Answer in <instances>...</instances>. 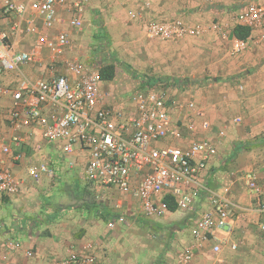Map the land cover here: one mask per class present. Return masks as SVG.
Segmentation results:
<instances>
[{"label":"built area","instance_id":"built-area-1","mask_svg":"<svg viewBox=\"0 0 264 264\" xmlns=\"http://www.w3.org/2000/svg\"><path fill=\"white\" fill-rule=\"evenodd\" d=\"M202 1L215 5L219 0ZM91 2L0 0V17L7 22L0 25V120L10 129L9 142L7 137L0 138L2 151L19 161L27 148L31 155L27 174L34 182L55 175V166L45 158L48 146L60 148L65 156L83 154L86 178L135 200L137 216L147 219L164 217L171 212L170 203L177 210L195 213L198 198L204 195L210 207L191 228L194 244L182 250L173 264H191L196 250L210 240H216L212 246L215 254H221L227 242L236 249L238 242L227 238L234 233L238 205L206 177L227 127H221L214 136L206 135L212 121L192 96L184 95L190 93L182 91L189 86L186 83L172 87L161 79H146L126 105L115 102L100 71L77 55L68 54L73 50L72 30L86 27ZM137 2L140 6L130 12V19L137 20L150 37L175 40L203 31L184 14L148 18L151 2ZM238 24L250 28V33L245 38H230V56L242 55L256 36L264 40V5L249 3L240 13ZM24 35L32 36L27 48L20 46ZM32 65H45L47 71L29 74L25 67ZM10 73L16 79L4 82L2 78ZM238 87L243 89L244 85ZM4 98H10L7 105L2 103ZM231 120L238 124L241 117ZM68 162L74 165L75 158H68ZM240 178L247 191L259 199L258 209L264 213V185L256 171H244ZM24 185L25 178L7 165L0 166V200L19 194ZM122 202L119 200L116 206L122 208ZM134 215L121 210L110 217L108 227L130 229L135 224ZM259 229L264 233V221ZM218 231L224 236H218ZM4 247L5 260L11 252H22L26 258L35 255L33 248L18 237L7 238ZM50 264L100 261L94 252L74 249Z\"/></svg>","mask_w":264,"mask_h":264},{"label":"rangeland","instance_id":"rangeland-1","mask_svg":"<svg viewBox=\"0 0 264 264\" xmlns=\"http://www.w3.org/2000/svg\"><path fill=\"white\" fill-rule=\"evenodd\" d=\"M137 1L92 0L86 27L81 31L72 30L71 34L74 40L72 51L90 68L100 70L102 66L115 64V77L110 81L105 80L115 102L126 105L135 88L146 79H161L174 86L188 84L182 91L189 90L190 93L184 95L192 96L207 112V106L211 102L215 104L216 109L226 107L232 93H229L230 87H235L236 93L244 90L245 87H238L241 80H235L236 77L242 76V71L235 73L236 76H226L225 61L228 56H224L228 53L230 38L223 37L226 44L217 43L212 29L217 23L214 15L202 14V22H194L203 28L198 36L161 40L148 36L137 20L130 19V12L140 6ZM149 1L151 8L146 13L148 18H170L173 16L171 11H177L180 5L176 0ZM250 1L252 0H236L230 3L231 5L223 6L235 20L239 19L240 13ZM217 111L218 117L212 122V126H217L212 130L215 133L226 120V115L220 116V110ZM219 121L222 125H219ZM54 148L51 151L53 153L48 151L45 154V158L55 166V175L34 186L29 206L24 213L38 224L37 235L45 247L41 256L37 257L39 253L35 252L32 260L37 257L39 264H49L52 259L65 256L83 243V226L97 220L109 230L110 235L102 238L105 254L108 255L109 251V264L173 262L174 255L177 257L180 253L173 240L174 235L181 230L177 225L170 228L166 220L153 221L151 218L137 216L139 209L135 200L122 196L116 190L96 186L86 178V159L83 154L65 156L61 149ZM72 157L75 158L74 165L68 162V158ZM8 200L6 197L0 204V223L3 224L0 228L3 239L0 241V247L7 238L12 237L11 234H6L11 226L8 220L11 209L3 203ZM119 200L123 201L122 208L116 206ZM121 210L136 213L134 227L112 232L113 229L107 226L109 219ZM192 214L185 213L177 220H184ZM190 225L187 224V229ZM8 256L10 260L17 259L12 253ZM239 258L242 259V256ZM225 264H264V261L256 250L247 262L233 259Z\"/></svg>","mask_w":264,"mask_h":264},{"label":"crops","instance_id":"crops-1","mask_svg":"<svg viewBox=\"0 0 264 264\" xmlns=\"http://www.w3.org/2000/svg\"><path fill=\"white\" fill-rule=\"evenodd\" d=\"M176 1L180 5L177 11H171L173 16L184 14L189 20H191L190 22L193 23L197 21L202 22V18H204L202 14L211 13L217 18L216 25L212 27L217 43L226 44L223 38L226 37V34L223 36L224 32L227 33V37L229 38L237 36L234 34L233 30L235 26L238 25V18L233 20L232 14L228 13L226 7L223 6L226 4L231 5L230 3L235 2L236 0H219L215 5L202 0L195 2H189L187 0ZM250 3L264 5V0H252ZM231 9L232 8H230V10ZM6 23V19L0 17V25L5 26ZM228 26L231 28H228ZM31 40L32 36L24 35L21 39L20 46L22 48L29 47ZM68 54L75 55V52L71 51ZM224 57L227 58L225 61L227 68L226 76L230 77L233 76V74L242 71V76L236 77L235 80H241L240 83L243 84L245 88L241 93H236L235 87H230L231 89H229V93L230 91L232 93H230L226 107H223V109H216L215 104H212V102L207 106V114L212 122H215V119L218 117L219 113L217 110H220V116L223 114L226 115V117L223 115L226 120L222 123L223 126L227 127V135L223 139L222 145L219 147L218 155L209 163L208 168L206 169V177L213 187L224 192L238 205L234 219V233L227 238L230 242L237 241L238 247L233 249L227 242L224 245L223 252L221 254H215L212 246L216 240L207 241L196 250L191 264H225L233 259L234 261H238L239 259L247 262L256 250L259 251L264 261V233L259 229V223L264 221V213L258 209L259 199L247 191L240 178L242 172L254 170L258 174L260 182L264 185V146H262L264 145V40H259L256 36V38L254 37L251 40L249 48L242 55L230 56L227 53ZM25 71L29 74L37 75L44 73L47 70L45 65H32L25 67ZM15 77V74L10 73L2 79L4 82L10 83L16 79ZM9 102L10 98H4L2 100V103L5 105ZM234 116H240L241 122L238 124L233 123L231 119ZM218 123L219 125H222L220 124L221 121ZM223 126H220V128ZM216 127L217 126H214L213 124L211 130H209L206 135L214 136L217 132H212V130H215ZM9 135L10 129L3 120H0V138L7 137L6 140L9 142ZM246 145L250 146V148L252 146L254 147L249 149L246 148ZM12 148L16 149L14 145ZM52 149H55L54 146H48L45 150V154H47L48 151H53ZM25 150H27V148H25ZM25 150L21 160L14 161L12 155L5 154L0 145V166L7 165L16 174L25 178L24 188L19 194L4 197H7L9 200L7 203L5 202L3 204L11 209V213L8 216L11 226L9 224L10 227L7 229L8 233L6 234L8 236L11 234L12 237L20 238L27 247H31L35 252H38L39 254L37 257H40L41 252H44L43 249H45V247L43 245L44 242H42L37 235L38 230H36V227L38 224H36L33 218L27 217L24 213L27 211V206H29L30 197L33 195L31 193L34 192V186L37 184L39 185L42 180H45L48 177H44L39 182H34L28 176V158L31 155L30 152ZM3 199L0 200V204ZM198 199L199 209L190 217L187 216L184 220L177 219L181 215H185L186 212L177 209L169 212L164 217L155 218L153 220H166L170 228L177 225L179 229H181L174 235L173 239L177 246V251L181 252V247H184V250L194 244L191 228L197 218L200 217L202 211L210 207L209 200L204 195H201ZM3 210L5 211L6 208ZM188 223L191 225L190 228L187 229ZM83 227H85V232L81 236V242L83 243L77 245L76 250L95 251L94 253L97 255L100 264H109L107 261L109 251L108 255H106V250L102 248V238H106L105 236L110 235L108 228L97 220H92L90 224L88 223L87 226L85 225ZM109 229H113L112 232L114 230H130L121 225H117L115 228L109 227ZM217 235L223 237L224 233L218 231ZM2 240L0 233V241ZM89 245L90 247L88 248L87 246ZM91 245H93V247ZM52 250L53 247L51 246L50 251ZM6 253V249L2 243L0 247V264L40 263V260L37 261V257L32 260V258H26L22 252H11L18 260H14V258L10 260L9 256L5 260L3 256ZM239 256H242V259L239 258ZM175 259L176 257L174 255L171 264L175 262Z\"/></svg>","mask_w":264,"mask_h":264},{"label":"trees","instance_id":"trees-1","mask_svg":"<svg viewBox=\"0 0 264 264\" xmlns=\"http://www.w3.org/2000/svg\"><path fill=\"white\" fill-rule=\"evenodd\" d=\"M234 34L237 35L238 37H247L250 33V28H248L247 26H242V25H237L235 26L234 30H233ZM100 77L106 81H110L115 77V73H116V66L113 63L107 64L105 66H102L100 68ZM246 148H250V146H247ZM169 208L171 209V211H175L176 205L174 203H170L169 204Z\"/></svg>","mask_w":264,"mask_h":264}]
</instances>
